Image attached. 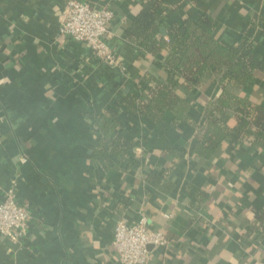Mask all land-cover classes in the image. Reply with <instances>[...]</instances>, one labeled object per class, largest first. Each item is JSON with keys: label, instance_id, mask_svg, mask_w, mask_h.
<instances>
[{"label": "crops", "instance_id": "1", "mask_svg": "<svg viewBox=\"0 0 264 264\" xmlns=\"http://www.w3.org/2000/svg\"><path fill=\"white\" fill-rule=\"evenodd\" d=\"M84 1L114 10L106 41L124 70L61 34L66 0H0V202L13 192L30 213L19 241L0 234V264H120L116 224L142 217L169 240L149 264H264L263 131L253 126L237 144L201 155L191 122L175 125L170 111L154 121L123 105L129 94L148 98L155 80L167 82L169 50L143 51L130 32L148 0ZM158 1L168 24L190 18L194 29L212 15L220 42L251 41L264 62V0ZM255 74L253 87H227L264 105V71ZM176 91L204 123V104L222 85L213 77ZM110 108L134 146L124 160L111 147L107 166L93 152L102 137L97 119ZM155 171H168L174 186L149 181Z\"/></svg>", "mask_w": 264, "mask_h": 264}, {"label": "trees", "instance_id": "2", "mask_svg": "<svg viewBox=\"0 0 264 264\" xmlns=\"http://www.w3.org/2000/svg\"><path fill=\"white\" fill-rule=\"evenodd\" d=\"M160 2L148 0L137 16L131 28V34L143 51L156 55L169 50L164 66L169 70L167 82L156 81L148 98L129 94L122 102L128 108L158 121L165 112L175 115L174 124L180 121L191 122L198 131V141L193 150L205 155L217 151L229 142L236 144L244 135L251 134L253 126L263 131L257 137L258 144L264 146V105H254L252 101L229 89L232 84L236 88L253 87L256 81V70L264 71V62L260 59L255 45L251 41H243L239 45L227 46L214 36L217 20L206 14L192 29L190 18L180 23L168 24L159 12ZM167 28L168 39L161 29ZM216 77L222 85V91L215 100L204 104L205 122H197L190 110L192 103L176 91L179 84L194 87L207 79ZM108 113L114 118L108 117ZM97 119L102 131L98 147L93 157L108 166L110 148L117 160H124L134 142L117 131L121 122L116 118L113 108ZM233 113L237 114V123L232 124ZM101 118H104L102 122ZM170 153L182 157L185 152L170 150ZM169 172H151L148 179L155 185L170 190L174 184L168 180Z\"/></svg>", "mask_w": 264, "mask_h": 264}, {"label": "built area", "instance_id": "3", "mask_svg": "<svg viewBox=\"0 0 264 264\" xmlns=\"http://www.w3.org/2000/svg\"><path fill=\"white\" fill-rule=\"evenodd\" d=\"M115 17L108 6H93L84 0H66L60 32L90 46L95 57L109 68L124 70L120 57L106 38ZM28 206L21 204L13 192L0 202V234L12 241L24 237L29 218ZM166 234L151 227L146 217L136 223L118 220L112 246L120 264H149L153 249L166 246Z\"/></svg>", "mask_w": 264, "mask_h": 264}, {"label": "water", "instance_id": "4", "mask_svg": "<svg viewBox=\"0 0 264 264\" xmlns=\"http://www.w3.org/2000/svg\"><path fill=\"white\" fill-rule=\"evenodd\" d=\"M162 30H163L164 33L166 32V29L165 28H163Z\"/></svg>", "mask_w": 264, "mask_h": 264}]
</instances>
